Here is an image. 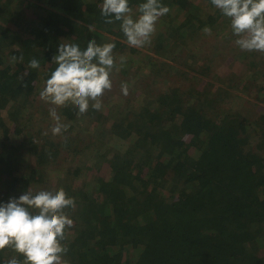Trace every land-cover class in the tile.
<instances>
[{"label":"trees","instance_id":"obj_1","mask_svg":"<svg viewBox=\"0 0 264 264\" xmlns=\"http://www.w3.org/2000/svg\"><path fill=\"white\" fill-rule=\"evenodd\" d=\"M143 2L129 0L133 18ZM102 3L0 0V203L26 191L60 188L74 198L75 208L65 209L73 226L61 241L68 248L66 264H264V52L261 62L255 51L251 57L244 53L243 65L255 69L249 78L247 70L221 79L237 81L235 87L253 92L256 103L201 79L184 89L177 84L156 90L155 80L168 76V62L155 52L170 48L180 54L188 40H200L206 24L212 35L230 33V19L211 0H161L170 11L158 19L142 52L104 34L120 29L121 22L105 23ZM91 39L115 43L112 88L101 98L102 108L78 114L72 105L59 107L70 126L58 140L41 138L31 121L47 125L53 105L42 102L36 114L33 107L57 67L52 57L59 43L83 50ZM131 52L142 53L143 65ZM21 54L22 62L11 61ZM213 54L209 68L219 59ZM32 58L40 68L28 67ZM138 72L143 84H133ZM122 83L130 95L121 93ZM229 95L254 107V114L226 109L222 99ZM64 151L76 169L59 161ZM85 158L100 166L86 165L81 180ZM14 257L24 259L9 248L0 250V264Z\"/></svg>","mask_w":264,"mask_h":264},{"label":"clouds","instance_id":"obj_2","mask_svg":"<svg viewBox=\"0 0 264 264\" xmlns=\"http://www.w3.org/2000/svg\"><path fill=\"white\" fill-rule=\"evenodd\" d=\"M211 3L230 19L232 32L238 37L235 43L240 49L264 52V0H211ZM169 11L161 0L140 3L136 18L131 14L129 0H103L101 5L105 23L120 21L127 43L137 48L151 43L156 22ZM204 31L211 34L210 28ZM114 48V42L99 45L95 39L89 40L83 50L76 43H59L52 57L57 67L39 93L41 100L53 105L49 114L55 121L51 128L54 136L70 126L61 122L57 108L72 105L78 114H85L89 107L97 111L102 108L101 98L112 88ZM23 59L22 54L11 57L13 63ZM120 61L123 64L125 58L120 57ZM28 67L38 69L40 61L32 58ZM121 91L128 95L127 83L121 84ZM67 208L74 209L75 201L63 188L35 194L26 191L18 198L0 203V250L9 248L24 257L22 262L14 257L6 264H66L62 257L68 248L61 241L65 238V229L73 226V220L65 212Z\"/></svg>","mask_w":264,"mask_h":264},{"label":"rangeland","instance_id":"obj_3","mask_svg":"<svg viewBox=\"0 0 264 264\" xmlns=\"http://www.w3.org/2000/svg\"><path fill=\"white\" fill-rule=\"evenodd\" d=\"M205 28H208L207 24L201 28V31L199 33L200 35L197 37V38L201 37L200 40H195V41L194 40H188L189 45H186L187 43L182 45L181 48H183L184 50H182L180 54H179V52L176 54V51L172 50L170 48L167 50L155 52L158 54V55L155 54L156 56H158L160 58H165V59H167V62H168V66H166L164 68V72L165 73L167 72L168 76H166L165 78H158L155 80V86L157 88L156 90H166L168 87L175 86L177 84L182 86V88L184 89L188 86L190 87V84L192 83L190 81L201 79L204 81H210L211 84L215 83L217 85H223L224 89H227L229 91L233 90L234 91L233 94H240L243 96V98H245V100L249 98V99L253 100V102L256 103L258 101V99L255 98L253 92L251 93V95L250 94L248 95L244 89H238L235 87V86H238L236 84L237 81L232 80V82H231L229 79V83H228L226 80H221L223 77L227 78L226 75L229 74V72H237L238 71V73H244L245 71L248 70V72L246 73V75H247L246 78H249L255 72L254 68L249 67V65H250L249 63H248V68H247L246 66L243 65L244 61L241 60V59H244L246 57V56H244V53L247 50L240 49V47L235 43V41L238 39V37H235L233 32L229 33L228 31H225L223 36L221 35V33L217 34V35H215V34L212 35V34H207L204 31ZM113 30L114 31H112V32L105 31L104 34L107 37L118 38V39H121L127 43V38L124 36L121 29L115 27ZM107 39H110V38H107ZM137 49L142 50V52H143L146 48H145V46H143V47H139ZM188 50H191L192 53L189 54ZM148 51L150 52V50H148ZM216 51H218V52H216ZM251 52L252 51H250V53L247 54L248 57L255 55L257 60H260V62L262 61L261 57H262L263 52L255 51L254 55L251 54ZM256 52H258V53H256ZM193 53L195 54L196 59H197L195 61H193V59H195L193 57L194 56ZM213 53H215L217 56H219V59H216L217 63L214 66H212L211 68H209L208 57L212 58L214 55ZM132 55H134L135 58H137L135 63L143 65V63L141 62L142 61L141 60L142 59V56H141L142 53H140V52L139 53H132L131 52V56ZM123 57H125V55H123ZM263 57H264V54H263ZM247 59L252 60V58H250V59L247 58ZM138 64H136V65H138ZM193 68H195V69L193 70ZM141 74H142V72L137 73V78H136L137 80L135 79V81H133V84H135L136 82L143 84V82L145 80H143L144 78L141 77ZM261 80L264 81L263 77ZM261 80H258L256 82V84L259 85ZM204 81H203V84L205 83ZM211 81H213L214 83ZM230 83H233L234 86L230 85ZM204 86H207L208 88L211 89V87L213 85L207 84ZM204 86H201V87H204ZM216 88H217V86H216ZM133 89H132V92H133ZM42 90H43V88L41 89V91ZM237 92H239V93H237ZM137 93H139V91L136 92V95H137ZM128 95H130L129 94V87H128ZM38 98L40 99L38 101V104H35L36 106L33 107V109H34L33 111L35 114L37 113L36 110L40 106V104L42 102L45 103V101L41 100L39 94H38ZM220 99H222V98H220ZM222 100H225L224 105L229 107L226 109L232 108L235 110L237 108L236 110L240 109L241 111L248 114L249 116L254 114V107H251L248 103L245 104V103L240 102V99L235 98L234 95L233 96L229 95L227 97H224ZM141 102H142V98L138 97L137 103H141ZM217 102H219V101H217ZM233 107H235V108H233ZM261 107H264V103L261 104ZM259 109H262V108H259ZM263 110H264V108H263ZM41 115L45 116L43 112H41ZM3 116H4V119L6 121H9L10 118L8 116V110L3 111ZM48 118H49V123L47 125L40 124L33 119V121H31V126H33V124H34V130L35 131L33 130V132H36V134H39L41 138H43L44 133L47 132L48 136L58 140L57 139L58 136L56 135V137H55L51 132V125L53 126L55 121L52 119V117L50 115L48 116ZM62 121L64 122L63 119L61 120V122ZM85 121H86V119L84 117L79 119V121L76 122V124H75V125H77V128L75 131H77L80 128V126H82L85 123ZM40 132L42 133V135ZM104 132H106L105 127H104ZM103 134H106V133H103ZM100 151L102 152L101 154L104 153V149H101ZM67 152L68 151L63 152V154H62L63 157L60 158L59 161L60 162L62 161L64 166L68 167L69 169H76L77 165L72 163L71 154L67 153ZM65 157L67 159H64ZM94 164L100 166V161L99 160L90 161V160H87V158L82 159V162L79 163V165L81 167V174L78 175L77 177H80V179L82 180L83 176H85L86 171H88V168L91 166L94 167ZM86 165L88 166V168L84 169ZM53 175H54L53 170H50V178H52ZM54 177H56V176H54ZM88 179H89V183H87V184H90L93 181V178H92V180H91V178H88ZM86 188L89 189V186H87Z\"/></svg>","mask_w":264,"mask_h":264}]
</instances>
